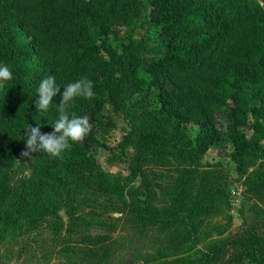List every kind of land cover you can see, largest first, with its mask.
Here are the masks:
<instances>
[{"label": "trees", "instance_id": "trees-1", "mask_svg": "<svg viewBox=\"0 0 264 264\" xmlns=\"http://www.w3.org/2000/svg\"><path fill=\"white\" fill-rule=\"evenodd\" d=\"M142 4L147 22L162 39L156 54L144 38L132 34ZM122 28L129 29L126 38L116 31ZM0 64L13 73L0 88V236L23 216L34 180L57 191L75 177L89 182L110 177L94 152L118 153L99 141L96 126L119 128L116 147L123 154L134 150L131 159L170 145L162 132L165 122L196 130L187 159L205 168L217 164L207 152L224 137L237 167L247 156L264 153V0H0ZM49 75L55 76L61 93L46 112H38L37 89ZM81 78L93 83L95 98H76L69 112L89 119L88 136L62 158L43 152L23 157L29 125L52 132L63 88ZM134 94H155L156 102L136 119L126 107ZM223 115L225 131L218 122ZM17 164L32 170L31 180L19 187L12 184ZM53 165L64 171L65 179L49 174ZM144 203L138 199L135 204ZM228 244L231 252L223 264H264V237L248 233ZM102 255L109 258L111 253Z\"/></svg>", "mask_w": 264, "mask_h": 264}, {"label": "rangeland", "instance_id": "rangeland-1", "mask_svg": "<svg viewBox=\"0 0 264 264\" xmlns=\"http://www.w3.org/2000/svg\"><path fill=\"white\" fill-rule=\"evenodd\" d=\"M142 9L132 34L144 38L156 54L162 39L147 22L144 4ZM128 30L116 31L126 38ZM109 40L121 50L113 37ZM154 95L134 94L127 113L141 118L156 106ZM106 109L112 113L109 105ZM113 116L125 126L119 115ZM218 122L225 131V116ZM144 126L139 130L146 131ZM95 132L118 153L113 157L104 150L94 152L110 177L93 182L75 177L57 191L34 180L35 191L23 216L0 236V264H223L235 237H264V153L247 156L237 167L224 137L207 152L217 164L205 168L187 159L196 130L165 122L162 132L170 145L131 159L134 150L123 154L116 147L122 137L119 128L96 126ZM31 173L28 166L17 164L13 186L31 180ZM49 174L65 179L55 165ZM138 199L145 203L135 204ZM136 211L147 219L141 220Z\"/></svg>", "mask_w": 264, "mask_h": 264}, {"label": "clouds", "instance_id": "clouds-1", "mask_svg": "<svg viewBox=\"0 0 264 264\" xmlns=\"http://www.w3.org/2000/svg\"><path fill=\"white\" fill-rule=\"evenodd\" d=\"M13 79L9 66L0 64V88ZM36 109L46 112L53 105V98L61 93V88L56 84L54 75H49L39 83ZM93 83L87 78H81L67 84L63 88L61 101L57 106L58 119L53 123V131L42 133L40 126L31 127L26 131V150L21 153L23 157L32 159L33 153L43 152L52 158H62L65 151L70 150L72 144L82 142L91 131V123L86 116H77L70 113L71 104L76 98L91 100L95 98Z\"/></svg>", "mask_w": 264, "mask_h": 264}, {"label": "built area", "instance_id": "built-area-1", "mask_svg": "<svg viewBox=\"0 0 264 264\" xmlns=\"http://www.w3.org/2000/svg\"><path fill=\"white\" fill-rule=\"evenodd\" d=\"M231 195H232V196H236V192H235V191H232V192H231Z\"/></svg>", "mask_w": 264, "mask_h": 264}]
</instances>
